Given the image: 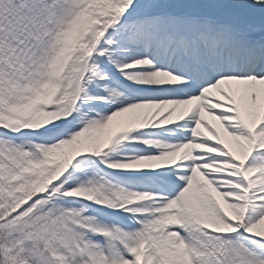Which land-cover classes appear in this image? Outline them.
<instances>
[{
	"label": "snow or ice",
	"instance_id": "snow-or-ice-1",
	"mask_svg": "<svg viewBox=\"0 0 264 264\" xmlns=\"http://www.w3.org/2000/svg\"><path fill=\"white\" fill-rule=\"evenodd\" d=\"M0 264H264V0H0Z\"/></svg>",
	"mask_w": 264,
	"mask_h": 264
}]
</instances>
